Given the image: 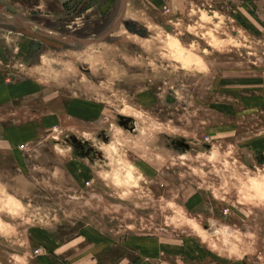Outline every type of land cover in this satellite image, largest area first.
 Here are the masks:
<instances>
[{"label":"rangeland","instance_id":"1","mask_svg":"<svg viewBox=\"0 0 264 264\" xmlns=\"http://www.w3.org/2000/svg\"><path fill=\"white\" fill-rule=\"evenodd\" d=\"M0 264H264V0H0Z\"/></svg>","mask_w":264,"mask_h":264}]
</instances>
